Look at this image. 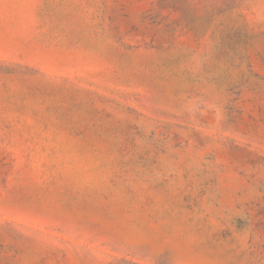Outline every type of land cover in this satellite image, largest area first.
<instances>
[{
    "label": "rangeland",
    "instance_id": "374dc122",
    "mask_svg": "<svg viewBox=\"0 0 264 264\" xmlns=\"http://www.w3.org/2000/svg\"><path fill=\"white\" fill-rule=\"evenodd\" d=\"M0 264H264V0H0Z\"/></svg>",
    "mask_w": 264,
    "mask_h": 264
}]
</instances>
